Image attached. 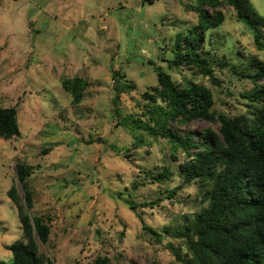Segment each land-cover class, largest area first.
Instances as JSON below:
<instances>
[{
  "label": "rangeland",
  "instance_id": "374dc122",
  "mask_svg": "<svg viewBox=\"0 0 264 264\" xmlns=\"http://www.w3.org/2000/svg\"><path fill=\"white\" fill-rule=\"evenodd\" d=\"M250 1L264 17V0ZM185 5L199 6L197 0H0V107L17 109L21 133L0 140V261L11 262L10 245L21 236L7 196L16 163L39 166L28 178L33 208L27 214L49 219L50 236L41 251L52 264H93L98 258L107 264H181L168 244L187 257L173 232L204 208L197 190L184 186L174 196L165 193L164 187L179 185L177 172L166 186L134 190L141 171L157 172L169 163L168 148L164 140L147 137L134 146L132 134L116 126L111 103L113 73H124L133 89L120 94L121 115L140 117L142 95L156 85L160 68L177 84L191 78L208 87L219 111L244 113L240 95L249 84L227 68L214 67V84L196 70L168 67L176 37L197 22ZM217 9L225 22L207 33L206 49L216 60L264 62L252 32L232 9ZM78 76L88 86L81 103L72 105L61 81ZM207 127L214 125L192 121L184 129L199 134ZM178 160L171 163L174 169Z\"/></svg>",
  "mask_w": 264,
  "mask_h": 264
},
{
  "label": "trees",
  "instance_id": "16d2710c",
  "mask_svg": "<svg viewBox=\"0 0 264 264\" xmlns=\"http://www.w3.org/2000/svg\"><path fill=\"white\" fill-rule=\"evenodd\" d=\"M197 22L184 35H178L172 47L169 68L196 70L214 84V67H224L238 81L249 84L241 93L245 111L229 115L215 107L212 91L205 85L185 79L177 84L165 71L155 70L157 83L143 93L146 102L140 117L121 115L119 98L125 89H133L124 73L114 72L117 83L111 99L112 115L116 126L133 136V145L141 146L144 138L164 140L168 148V164L161 170L141 171L140 182L132 184L134 190L146 184L166 186L173 182L177 172L179 185L163 188L174 196L184 186H195L202 208L190 223L173 232L187 252L182 257L172 244H168L175 259L181 264H264V62L252 58L248 63L232 59H215V53L206 49L207 33L225 22V13L219 6L232 9L237 21L251 32L253 46L264 52V17L250 0H197ZM205 6L212 9L209 13ZM71 96L72 105L82 101L88 81L74 77L61 81ZM192 121H206L207 127L199 134L185 130ZM21 135L18 111L15 107H0V140L10 141ZM177 169L171 163L179 162ZM39 169L37 165L15 164V182L7 191L11 204L17 210L21 236L10 245L12 260L0 264H52L41 251L50 236L48 218L27 214L33 208L32 190L28 178ZM129 209L136 211L134 203L127 201ZM144 206L154 203L143 202ZM151 235H160L142 225ZM167 233V231H165ZM107 259H96L93 264H107ZM133 264V263H129ZM152 264H159L153 262Z\"/></svg>",
  "mask_w": 264,
  "mask_h": 264
}]
</instances>
